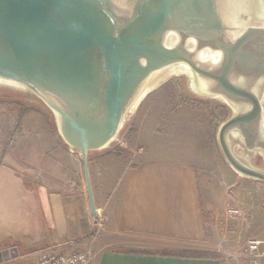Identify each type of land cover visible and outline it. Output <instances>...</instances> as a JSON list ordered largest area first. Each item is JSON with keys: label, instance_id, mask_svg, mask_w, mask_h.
<instances>
[{"label": "water", "instance_id": "95a60500", "mask_svg": "<svg viewBox=\"0 0 264 264\" xmlns=\"http://www.w3.org/2000/svg\"><path fill=\"white\" fill-rule=\"evenodd\" d=\"M180 70L229 108L216 132L225 161L264 181V0H0V94L52 115L81 157L94 220L88 158Z\"/></svg>", "mask_w": 264, "mask_h": 264}, {"label": "crops", "instance_id": "0c3cea01", "mask_svg": "<svg viewBox=\"0 0 264 264\" xmlns=\"http://www.w3.org/2000/svg\"><path fill=\"white\" fill-rule=\"evenodd\" d=\"M198 113L174 111L170 119L203 132V140L191 132L189 150L149 144L144 149L139 143L148 135L147 116L135 111L127 124V150L108 148L88 158L96 214L109 217L95 232L79 153L61 142L41 113L26 111L16 139L4 149L0 138V250L17 248L16 256L0 257V264H36L41 251L63 248L90 251V264H233L230 253L211 248L206 221L217 206L202 170L209 162L212 136L224 159L216 132L229 112L215 128L212 111L203 112L201 122ZM135 147L143 151H133ZM226 164V173L237 176ZM208 251L222 257L190 254Z\"/></svg>", "mask_w": 264, "mask_h": 264}, {"label": "rangeland", "instance_id": "374dc122", "mask_svg": "<svg viewBox=\"0 0 264 264\" xmlns=\"http://www.w3.org/2000/svg\"><path fill=\"white\" fill-rule=\"evenodd\" d=\"M166 80L169 81L156 91H153V89V92H149L137 107L138 109L135 110L141 111L147 116L145 126L148 135L144 136L139 144L144 149L149 144L151 148L161 146L169 150L180 147V149L186 151L190 149L189 143L193 141L194 135L191 132L196 136H200L201 140H203L204 134L195 130L196 127H189L188 129L183 124L179 127V125L170 121L174 111H201V115L197 114L199 122L204 119L203 112L212 111L213 128H215L218 125L217 122L228 115L229 108L215 99L200 97L193 93L188 85L185 70L174 72ZM3 95L0 94V111H4L3 121L1 122L3 133L0 134V138L4 142V149L16 139L17 131L12 125L13 122L16 123L21 107L41 113L46 124L51 127L59 138L54 118L40 104L29 101L26 97L23 99ZM39 121L38 124L43 123L41 119ZM129 131V125H126L116 140L128 134ZM114 143L109 149L115 150ZM211 143L212 147L207 155L208 157L206 156L209 162L202 170L206 171L211 186L213 204L217 208L210 217H207V235L212 238L211 248L213 250L226 251L234 256L233 260L231 259L233 264H243L242 258L239 256L241 244L248 237L262 238L264 236V181L243 177L239 174L235 177L229 176L226 173L227 164L217 152L213 136ZM1 149H3L2 145H0V157L2 155ZM125 149L127 150V148ZM125 149H122V151ZM203 149H207V147ZM0 168L3 167L0 166ZM201 175L204 177L203 173ZM228 259L230 258L228 257Z\"/></svg>", "mask_w": 264, "mask_h": 264}, {"label": "built area", "instance_id": "2783aa9c", "mask_svg": "<svg viewBox=\"0 0 264 264\" xmlns=\"http://www.w3.org/2000/svg\"><path fill=\"white\" fill-rule=\"evenodd\" d=\"M114 148L118 151L128 148L125 135L115 141ZM133 151L141 153L143 148L137 147ZM108 218L107 214H97L96 219L93 221L95 232L103 228ZM239 256L242 258L243 264H264V236L262 238L250 237L246 239L239 248ZM91 259L92 253L88 250L63 248L41 251L36 264H90Z\"/></svg>", "mask_w": 264, "mask_h": 264}, {"label": "trees", "instance_id": "16d2710c", "mask_svg": "<svg viewBox=\"0 0 264 264\" xmlns=\"http://www.w3.org/2000/svg\"><path fill=\"white\" fill-rule=\"evenodd\" d=\"M3 96H6V95H3ZM20 109L21 110L19 111V113L17 115V118H16V123H15V126H14L15 129L19 126L20 120H21L22 116L25 114V112L29 111L25 107H23V108L21 107ZM133 251H137V252H140V253H149L146 250H133ZM161 253H175L176 254V252H167V251H162ZM190 254H193V255L200 254L203 258H221L222 257L221 254L217 253V252H206V253L193 252V253H190Z\"/></svg>", "mask_w": 264, "mask_h": 264}, {"label": "flooded vegetation", "instance_id": "af4514ba", "mask_svg": "<svg viewBox=\"0 0 264 264\" xmlns=\"http://www.w3.org/2000/svg\"><path fill=\"white\" fill-rule=\"evenodd\" d=\"M258 161H259V158H258Z\"/></svg>", "mask_w": 264, "mask_h": 264}]
</instances>
